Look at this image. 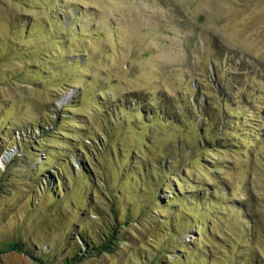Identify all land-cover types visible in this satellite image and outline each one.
Returning a JSON list of instances; mask_svg holds the SVG:
<instances>
[{"label": "rangeland", "instance_id": "374dc122", "mask_svg": "<svg viewBox=\"0 0 264 264\" xmlns=\"http://www.w3.org/2000/svg\"><path fill=\"white\" fill-rule=\"evenodd\" d=\"M0 264H264V0H0Z\"/></svg>", "mask_w": 264, "mask_h": 264}, {"label": "trees", "instance_id": "16d2710c", "mask_svg": "<svg viewBox=\"0 0 264 264\" xmlns=\"http://www.w3.org/2000/svg\"><path fill=\"white\" fill-rule=\"evenodd\" d=\"M163 114V112H161V115ZM43 127V126H42ZM92 242H95L96 244H97V242H96V239H94L93 238V241ZM102 245H103V243H102ZM103 247V246H102Z\"/></svg>", "mask_w": 264, "mask_h": 264}]
</instances>
